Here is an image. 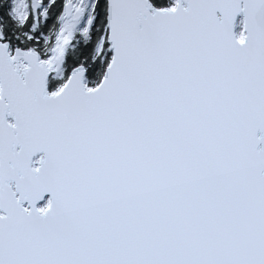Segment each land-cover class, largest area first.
<instances>
[{
	"label": "snow or ice",
	"instance_id": "obj_1",
	"mask_svg": "<svg viewBox=\"0 0 264 264\" xmlns=\"http://www.w3.org/2000/svg\"><path fill=\"white\" fill-rule=\"evenodd\" d=\"M0 264H264V0H0Z\"/></svg>",
	"mask_w": 264,
	"mask_h": 264
}]
</instances>
